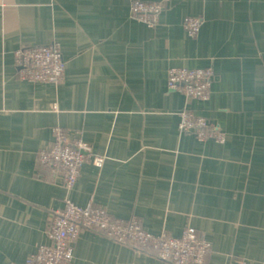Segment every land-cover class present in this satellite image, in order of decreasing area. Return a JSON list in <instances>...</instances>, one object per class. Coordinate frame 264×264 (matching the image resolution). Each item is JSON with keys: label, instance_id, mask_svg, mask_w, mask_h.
<instances>
[{"label": "crops", "instance_id": "obj_1", "mask_svg": "<svg viewBox=\"0 0 264 264\" xmlns=\"http://www.w3.org/2000/svg\"><path fill=\"white\" fill-rule=\"evenodd\" d=\"M132 2L0 0V264L49 243L51 213L68 199L154 233L191 225L214 248L210 264H264V0H167L154 26ZM190 15L202 21L194 36ZM53 43L64 79H21L16 49ZM175 66L211 68L210 98L170 90ZM185 109L226 140L182 130ZM59 126L104 157L72 188L38 163ZM74 248V264H175L95 228Z\"/></svg>", "mask_w": 264, "mask_h": 264}, {"label": "built area", "instance_id": "obj_2", "mask_svg": "<svg viewBox=\"0 0 264 264\" xmlns=\"http://www.w3.org/2000/svg\"><path fill=\"white\" fill-rule=\"evenodd\" d=\"M165 1L133 0L131 10L134 16L154 26L160 19ZM201 23L200 17L190 15L184 26L194 36L201 29ZM14 54L18 76L23 80L59 83L66 75L67 60L58 43L21 46ZM213 75L211 68L175 66L169 71L168 87L190 98L206 100L211 96ZM180 128L200 139L226 140L225 131L217 123L190 109L181 112ZM55 136L50 147L39 151V167L42 171L60 175L64 184L72 188L88 159L100 165L104 157L93 155L87 141L71 137L60 126L55 128ZM49 227L50 242L42 244L23 263L14 264H74V241L85 228L99 229L114 240L134 247L154 249L160 258L175 264H210L208 255L214 251L211 242L191 225L185 227L181 235L168 231L154 233L144 228L138 218H116L107 209L95 206L93 201L82 206L68 199L62 208L51 213ZM238 264H247V260L242 259Z\"/></svg>", "mask_w": 264, "mask_h": 264}, {"label": "rangeland", "instance_id": "obj_3", "mask_svg": "<svg viewBox=\"0 0 264 264\" xmlns=\"http://www.w3.org/2000/svg\"><path fill=\"white\" fill-rule=\"evenodd\" d=\"M178 91V90H177ZM181 92V91H180ZM183 93V92H182ZM185 94V93H184ZM186 95V94H185ZM187 96V95H186ZM188 97V96H187ZM190 98V97H189ZM192 99V98H191Z\"/></svg>", "mask_w": 264, "mask_h": 264}]
</instances>
